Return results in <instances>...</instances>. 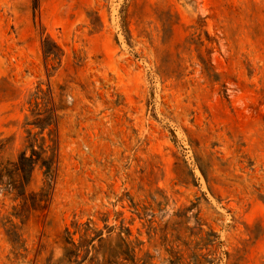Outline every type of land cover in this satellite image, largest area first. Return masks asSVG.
<instances>
[{"label": "rangeland", "instance_id": "374dc122", "mask_svg": "<svg viewBox=\"0 0 264 264\" xmlns=\"http://www.w3.org/2000/svg\"><path fill=\"white\" fill-rule=\"evenodd\" d=\"M87 225L140 264H264V0H0V264Z\"/></svg>", "mask_w": 264, "mask_h": 264}, {"label": "trees", "instance_id": "16d2710c", "mask_svg": "<svg viewBox=\"0 0 264 264\" xmlns=\"http://www.w3.org/2000/svg\"><path fill=\"white\" fill-rule=\"evenodd\" d=\"M32 156L27 158L26 153L20 158V162L15 165V170L19 178L28 180L32 178L37 166L46 169V176L49 177L52 172L54 161L45 157L46 152L39 154L33 146H30ZM200 172L207 180V175L200 167ZM22 191V185L16 187ZM109 236L104 238L102 232L92 229L89 225L78 227L74 233L69 228L65 230L62 238L65 255L55 264H140L142 261L137 259L136 248L130 242L132 233L129 229H122V232L116 238H112L115 233V228H108ZM203 234L201 230L199 235ZM80 235L79 242H76L75 237ZM208 245H214L218 236L211 232L207 234ZM150 259L143 260V264H151ZM195 264H210L207 259L201 261L196 257ZM47 264H54L53 258L47 261Z\"/></svg>", "mask_w": 264, "mask_h": 264}]
</instances>
